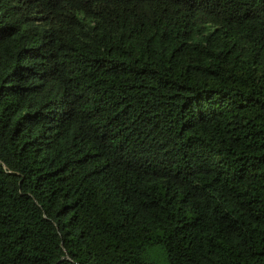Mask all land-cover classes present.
I'll list each match as a JSON object with an SVG mask.
<instances>
[{"label":"trees","instance_id":"1","mask_svg":"<svg viewBox=\"0 0 264 264\" xmlns=\"http://www.w3.org/2000/svg\"><path fill=\"white\" fill-rule=\"evenodd\" d=\"M0 264H264V0H0Z\"/></svg>","mask_w":264,"mask_h":264}]
</instances>
